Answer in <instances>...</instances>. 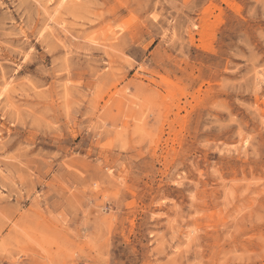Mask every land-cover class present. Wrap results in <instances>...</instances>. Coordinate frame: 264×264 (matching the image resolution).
<instances>
[{
    "label": "rangeland",
    "instance_id": "rangeland-1",
    "mask_svg": "<svg viewBox=\"0 0 264 264\" xmlns=\"http://www.w3.org/2000/svg\"><path fill=\"white\" fill-rule=\"evenodd\" d=\"M0 264H264V0H0Z\"/></svg>",
    "mask_w": 264,
    "mask_h": 264
}]
</instances>
